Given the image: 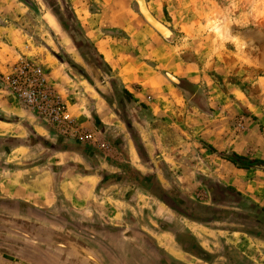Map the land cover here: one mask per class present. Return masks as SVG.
I'll use <instances>...</instances> for the list:
<instances>
[{"label":"rangeland","instance_id":"1","mask_svg":"<svg viewBox=\"0 0 264 264\" xmlns=\"http://www.w3.org/2000/svg\"><path fill=\"white\" fill-rule=\"evenodd\" d=\"M143 1L149 14L169 31V38L148 23L136 0H0V56L18 57L17 61H0V97L11 101L13 106L5 114V119L12 123L4 126L0 121V188L9 175L18 176L20 171L29 173L39 167V143L30 128L32 121L39 124L42 119L23 110L2 83L21 59L39 61L71 117L87 132L90 131L83 124L95 123L96 129L90 133L102 136L112 148L110 152L96 150L87 143L63 139L50 129V139L59 144L73 141L80 152L87 153V159L77 158L76 173L93 176L114 173V163L122 161L116 133H123L136 142L141 159L155 161L160 183L173 190L166 196L206 227L204 233L212 243L211 251L216 249L215 254L206 256L212 264H228L227 257L233 259V264L245 261L264 264V209L247 197L244 189L238 191L223 180L224 175L231 174L224 167V157L236 153L264 163V0ZM126 22L139 24L138 35L127 34L120 25ZM3 27L11 32H4ZM106 61L150 63L170 84L162 87L163 95L158 98L150 90L145 91L143 99L133 101ZM174 89H181L183 98H177ZM137 91L142 92L140 88ZM154 106L163 112L156 113ZM201 110L206 111L205 115H201ZM3 111L6 110L1 107L0 118H4ZM16 118L24 122L16 123ZM106 125L111 128L105 129ZM208 127L215 130L211 139L204 138ZM140 129L151 154L141 144ZM149 134L153 135L150 144ZM132 152L135 169L153 175V170L142 165L133 149ZM258 166L252 169L264 172ZM133 173L137 172L128 168L127 184L133 188L123 190L117 204L113 201L122 212L120 223L124 224L120 227L130 222L129 217L144 225L148 222L150 225L145 228L154 235L156 240L151 241L155 245L166 246L165 239L176 242L182 249L183 237H190L196 225L185 214L169 210V205L144 186L149 184L159 194L162 190L159 182L146 180L144 176L138 177L141 180L138 182L137 177L130 176ZM247 179L250 177L238 175L239 182ZM254 179L260 187L262 178ZM96 181L94 195L101 194L102 200L110 205L111 192L107 186L112 181L101 177ZM136 185L148 193H138ZM142 196H151L155 205L153 200L148 204ZM17 203L20 204L2 199L0 208H16ZM21 207L28 212L34 210L26 208L31 207L28 203ZM9 215L23 218L21 212ZM6 217L0 213V221L4 222ZM28 217L27 221L37 223V219ZM51 220L43 221L57 235L63 233V237L56 239L60 243L64 239L69 242L68 235L73 230L84 235L75 229L68 231L70 227ZM167 226L171 229L167 230ZM3 228L0 226L1 231L18 236ZM21 231L30 236L23 238L37 241L28 231ZM142 237V244L139 242L137 246L146 251L149 247ZM27 245L39 252L38 244ZM190 250L199 252L195 241ZM153 251L155 256L165 259L161 252ZM3 254L8 255L0 248V255ZM183 259L187 264H199L190 257Z\"/></svg>","mask_w":264,"mask_h":264},{"label":"crops","instance_id":"2","mask_svg":"<svg viewBox=\"0 0 264 264\" xmlns=\"http://www.w3.org/2000/svg\"><path fill=\"white\" fill-rule=\"evenodd\" d=\"M137 19L139 18L137 17ZM3 31L11 32L10 29L7 27H3ZM145 31L149 33L147 29ZM10 36L11 33H9L8 37ZM0 54H1V50H0ZM17 60L18 57L16 56V54L13 57L11 56V58H6V59L0 56V61H17ZM106 62L110 66L113 73L117 75L121 86L128 93V95L131 97L133 101H136L139 98L143 99L144 98L143 94L145 93V91L150 92V90H154L155 91L154 97L158 98L163 95L164 90L162 89V87L165 84H170L167 82L166 78L162 76V74L160 75L156 71L154 66L150 63L144 62L143 64H139L138 61H106ZM139 88L142 91L140 93L137 91V89ZM174 91L177 94L176 95L177 98H181V97L183 98L181 89H174ZM10 103L11 101H9L8 103L2 100L0 97V108L2 107L3 109L6 110L3 111L4 118L3 117L0 118L1 123L4 126L12 123L10 119L9 120L5 119L6 116L5 114H8L9 112H11V110H13L12 108L13 106H11ZM105 104L108 107V104L107 103ZM154 108L156 113L163 112L162 109H159L156 106H154ZM22 109L24 110L25 108L23 107ZM205 113H206L205 110H201V115H205ZM95 114L99 115L100 112L95 111ZM104 114H106V112ZM99 118L102 122H105L103 121L104 119L103 117H101V115ZM15 121H18V119L16 118ZM22 122L24 121L20 120V123ZM209 122L211 121L209 120ZM31 124L33 127H31L30 129L36 135L39 136V167H37L32 171H29V173L27 171L24 172L20 171V173H18V176L15 175L14 177H11L9 175L10 177L9 180L7 178L4 184H2V189L0 188V200L3 199V200H8L10 202L18 201L21 205H23L24 203H28L30 204L31 207H26V208H32V209L37 208L43 211H48L50 214L55 215V218L60 216L62 213L64 217H67V215L69 216L71 215L73 217L80 218V216H82L83 217L82 219H84V221L87 222L89 225L92 220L96 219L98 222L101 221L99 225L101 228L104 229L103 232L105 231L107 234L111 232L113 233L114 236L115 234L118 235L121 234L123 238L131 240V235H132L131 232H133V230H131L132 228L128 227L127 225L120 227V225L124 224V223H120V220L122 219V212L113 205L114 204L113 201H115L116 204L118 203V199L120 198V196L118 195L123 194L124 192L123 190H125L126 188H133L128 186L129 184H127L130 183L129 179L127 178L128 168L133 169V171L137 172L142 177L144 176L146 180L152 179L156 182H159L162 190L165 191L166 193H170V194L173 193L172 189H168L166 186L163 187L162 184L160 183L161 182L159 181L160 174L158 173L159 170L157 171L155 169V161L147 162L141 159L139 157V154H137V150L139 147L137 146L136 142L133 140L131 141L128 140L123 133H119V132L116 133L117 138L118 137L120 138L118 139V142H119V148L121 149V153H122V161L114 163V173L104 172L99 174L100 176L98 175L93 176V174H89V175L78 174L75 172L76 169L75 165L77 163V158L87 159L88 158L87 153L80 151L54 152L52 147L53 146L56 147L55 145L58 142L54 139L49 138V136H52V132L49 126L45 125L46 124L45 121L43 123L42 120H39V124L33 123L32 121ZM83 125L90 132H93L96 129L95 123L92 124L90 122H87L86 124ZM107 126L108 125H106L105 129L108 130L109 128H111ZM205 130H206V133L204 135L205 139L206 138L211 139L212 136H215V132H214L215 130L212 131L211 127H208ZM138 134L143 148H145V150L149 154H151V149L149 150L148 147L146 148L147 141L143 133L141 132V129L140 132H138ZM148 137H149L148 144H150V141H152L153 139V135L149 134ZM66 142H69L68 144H73V141L70 140ZM208 142L209 144L213 143L212 141H208ZM60 146H64V144L60 143ZM132 149L135 151V155L138 157V159L142 161V165H146V166L148 165V167H150V169L153 170V175L145 172L142 173L141 169L138 168L135 169L136 167L135 165H133L134 153L132 152ZM234 152H236V150H234ZM223 162L226 171L231 172L230 175L223 176L224 178L223 180L225 184H227V186L229 187H234L241 192L242 189H244L245 195L254 202H256L262 209H264V172L258 171L256 169L240 170L237 169L232 163L226 160H224ZM239 174L241 177H245V178L250 177V179H247L244 182L243 181L239 182L238 181ZM4 176H7L6 172ZM98 177H101L103 179H109L110 181H112L111 185L107 186L108 188L106 187L107 191L111 192L110 194L111 203H109L110 205H108L106 202L102 200L100 196L101 194L99 196L94 195L93 189L98 184L97 183L98 181H96V178ZM255 177L262 178V185L260 187L258 185L257 180L254 179ZM136 187L135 189L138 193L141 192L142 195L148 193V191L145 189L140 190L139 185H136ZM142 197L147 200L148 204H152V200H153V204L155 205L156 202L151 196L150 198L144 196ZM111 206H114L115 208L113 209V207ZM169 210L173 211L171 208H169ZM25 217L26 219L29 218L28 216ZM101 217L105 220L102 221ZM45 219L47 220L49 218L37 217V221H43ZM51 219L52 218H50L49 220ZM60 219L72 223L68 219L66 220L65 218H59V220ZM132 219L134 218L129 217L128 221H130L133 224L134 223L139 224V226H136V228H138L140 235L142 236L145 235L147 238L155 239L154 235L151 234L149 231H147L145 228L150 225L148 222L144 225L137 221L133 222L131 221ZM51 221H53V223L55 222L54 219H52ZM189 222H191L193 225H196V227H194V230L191 229L192 232L189 234L190 237L193 238L195 243L199 246L198 247L199 250L201 251L202 249L206 253L215 254L214 251L216 249L211 251L212 249L210 245H212V243L211 241L207 240V238L205 237L204 229L206 230V227L192 220H190ZM163 233L167 235L170 234L168 232H163ZM163 238H166V236H163ZM163 240L167 243L166 246L169 247L167 248L166 246L164 247H162L161 245L159 246L161 248H164L165 251L170 250L169 254L174 258V260H177L181 264H187V262L183 258L190 257L191 259L195 260L197 263L199 264L201 263V260L199 258L193 257L191 254H189V252H186L185 250L181 249L176 242L172 243L171 241L168 242L165 239ZM214 248L216 247L214 246ZM142 259H143L142 262H146L144 258Z\"/></svg>","mask_w":264,"mask_h":264},{"label":"flooded vegetation","instance_id":"3","mask_svg":"<svg viewBox=\"0 0 264 264\" xmlns=\"http://www.w3.org/2000/svg\"><path fill=\"white\" fill-rule=\"evenodd\" d=\"M18 209L19 207L6 209L0 208V213L7 215L6 218H3L4 222L12 227H17L20 231L21 229L28 231V233L36 237L37 241H30L29 239L23 238L20 234L17 236L7 234L6 232L0 230V235L3 236L0 237V248L8 255L20 258L23 264H35L34 262H39V264H97L90 259L87 252L91 253L101 264H181L177 260H174V258L167 251V254H165L163 251L164 249L160 246L157 250L161 252L163 258L165 259L159 258L157 255L155 256V252L153 250H150L151 254L149 251L150 248L147 249L146 252L137 246L143 237L140 235L138 228H136L138 225L131 222H128L127 224V226L131 227V230H133V232H131V240H129L123 238L121 234L118 235L114 233V236L111 232H109L110 234H107L105 231L103 232L104 229L99 226L100 222L96 219L92 220L89 225L85 221L80 222L84 219L73 217L71 215L64 217L62 213L58 217L65 218L66 220L68 219L73 224L85 223L86 232L89 236H81L73 230L71 233L69 232L70 235H68V237H71L69 242L64 239V243H62L63 241L60 243L56 241V239L57 237L58 239L63 237V233L57 235L55 230H50V227L48 226L49 224L45 223V221H37V223H35L27 221L28 219H26L24 215L23 218L17 215H9L10 213H19L20 211L25 212L23 209ZM187 218L188 217H186V219ZM59 224L57 223V225ZM37 225H39V227ZM166 228L167 230L171 229L170 226H167ZM71 229L72 228L70 227L68 231ZM92 235L101 239L103 244H99L95 241V239L90 238ZM183 239V242H181L183 250L189 252V254L193 257L199 258L201 263L212 264L211 260L206 258L209 254L202 249L197 253L190 250L194 248V240L191 237L184 236ZM28 242L38 244L39 252L31 250L27 245ZM61 244L63 246H61ZM72 245H77L80 248H74ZM197 247L199 246L197 245ZM73 248L77 251L72 250ZM31 252H34V254ZM33 255L39 257V259ZM142 258H144L146 262H142ZM158 259L161 260L158 262ZM227 263L233 264V259L231 257H227ZM238 264H242V262ZM245 264H247L246 261Z\"/></svg>","mask_w":264,"mask_h":264},{"label":"built area","instance_id":"4","mask_svg":"<svg viewBox=\"0 0 264 264\" xmlns=\"http://www.w3.org/2000/svg\"><path fill=\"white\" fill-rule=\"evenodd\" d=\"M48 71L39 61L21 59L4 77L2 83L13 98L29 112L45 121L63 139L84 142L101 151H111L109 142L84 131L71 117L68 106L50 81Z\"/></svg>","mask_w":264,"mask_h":264},{"label":"water","instance_id":"5","mask_svg":"<svg viewBox=\"0 0 264 264\" xmlns=\"http://www.w3.org/2000/svg\"><path fill=\"white\" fill-rule=\"evenodd\" d=\"M136 1H138V0H136ZM26 3V2H25ZM27 5V4H26ZM141 9V8H140ZM146 10V9H145ZM141 13L143 14V16L146 18V20L148 21V23H150V25H152L156 30H158L157 29V27H155L154 25H156V24H158L159 26H161V27H163L161 24H159L150 14H149V12H148V10L147 11H142L141 10ZM149 15H147V14ZM159 31V30H158ZM18 122V121H17ZM16 122V123H17ZM18 123H20V122H18ZM31 131V134H33V136L35 137V140H36V142L37 143H39V136L38 135H36L32 130H30ZM21 144H22V142H21ZM56 147H52V149H53V151L55 152V151H69V152H79L80 151V148L77 146V145H75V144H64V146H60V144L59 143H57L56 145H55ZM260 169H263L264 168V165L263 164H260L259 166H258ZM130 176L131 177H137V181L139 182H141V180L138 178V177H141V175H139V174H137V173H133L132 175L130 174ZM142 178V177H141ZM139 179V180H138ZM146 188H148V189H150L154 194H157L158 195V197L162 200V201H164L167 205H169V207L170 208H172L174 211H177V212H180V213H182V214H185V212L183 211V210H181V209H179V207L177 206V205H175V203L173 202V201H171V199L170 198H168L167 196H166V192L165 191H163V190H161L160 188H159V190H161V192H162V194H161V192L158 194V192L155 190L156 188H154L153 189V187L152 188H150V186H149V184H145L144 185ZM16 207H19V209L18 210H22V207H21V205L20 204H16ZM21 212V215L23 216H30L31 218L33 217L34 219H37V217H44V218H52V219H57V220H59V218L57 217V218H55V215H52V214H50L48 211H43V210H40V209H34L33 210V212H28V210H26V212H22V211H20ZM54 216V217H53ZM185 216L186 217H188V218H190V219H192V221H194V222H197V223H201V221H199L198 219H194V218H192L191 216H188V215H186L185 214ZM65 224H67L68 225V223L67 222H64ZM0 226L1 227H4L3 228V230H7V231H9V232H14V233H16V234H20L22 237H26V238H30V236H29V234H27V233H25L24 231H20V230H18V229H16V228H13L12 226H10V225H8V224H6L5 222H3V221H0ZM66 227H68V226H66ZM70 227H72V229H75V230H77L79 233H82V234H84V235H88V233L86 232V226H85V223H79V224H71L70 225ZM89 236V235H88ZM146 238V237H145ZM145 241H146V243H147V247H149V248H151L152 250H155V251H157V245H155L152 241H151V239L150 238H146L145 239ZM140 244H142L141 242H140ZM20 262H19V260L18 259H16V258H14V257H12V256H10V255H6V254H3V255H0V264H19Z\"/></svg>","mask_w":264,"mask_h":264},{"label":"bare ground","instance_id":"6","mask_svg":"<svg viewBox=\"0 0 264 264\" xmlns=\"http://www.w3.org/2000/svg\"><path fill=\"white\" fill-rule=\"evenodd\" d=\"M138 3L140 4V8H141V10L142 11H147V9H146V6H145V3H144V1L143 0H138ZM146 9V10H145ZM147 14V13H146ZM148 15V14H147ZM149 16V15H148ZM122 27H124L125 29H126V31L128 32V33H130V34H132V35H134V36H136V35H138V33H139V24L137 23H131V22H126V23H122V24H120ZM155 27H157V29L159 30V32L161 33V34H163V36L164 37H166V38H169V36H170V33H169V31L168 30H166L164 27H161V26H159L158 24H156V25H154ZM165 53H163V56H165L164 55ZM159 56V55H158ZM161 56V55H160ZM156 84V83H155ZM104 155V154H103ZM105 156V155H104ZM55 221H58L60 224H62V225H64V226H69L70 227V225L71 224H73V223H69V222H67V221H63V220H57V219H54ZM64 222H67L68 223V225L67 224H65ZM72 228V227H71ZM144 237H146L145 235H144ZM90 238H93V239H95V241H97L99 244H103V242L100 240V239H98V238H96L95 236H91ZM147 238V237H146ZM55 245V244H54ZM61 246H63L62 244H61ZM60 247V246H59ZM88 253V254H87ZM86 254L87 255H89L90 256V259H92L95 263H97V264H101V263H99L94 257H93V255L91 254V253H89V252H87ZM85 255V254H84ZM16 259H18V258H16ZM19 260V264H23L22 263V260L21 259H18Z\"/></svg>","mask_w":264,"mask_h":264},{"label":"trees","instance_id":"7","mask_svg":"<svg viewBox=\"0 0 264 264\" xmlns=\"http://www.w3.org/2000/svg\"><path fill=\"white\" fill-rule=\"evenodd\" d=\"M172 80L174 81V83H176L174 78H172ZM224 159L227 160L228 162L232 163L236 168L241 169V170L252 169V168H254V165H256V166H258L259 164L264 165V163H262V162L251 161L250 159H248L244 156L238 155L236 153L232 154V156H230V157H224ZM263 170H264V168H263Z\"/></svg>","mask_w":264,"mask_h":264}]
</instances>
